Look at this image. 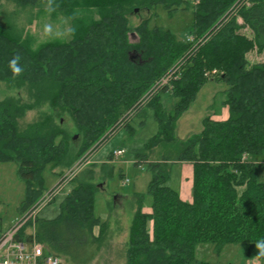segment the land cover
<instances>
[{
	"label": "trees",
	"instance_id": "trees-1",
	"mask_svg": "<svg viewBox=\"0 0 264 264\" xmlns=\"http://www.w3.org/2000/svg\"><path fill=\"white\" fill-rule=\"evenodd\" d=\"M0 1L48 7V0ZM52 7V15L70 20L68 41L33 48L0 27V81L16 92L0 102V163L18 166L25 190L19 214L43 192L47 167L62 176L117 131L133 138L132 119L141 115L142 126L151 111L157 132L132 151L133 165L144 166L150 179L145 192L132 195L125 264H207L195 257L199 244L214 245L217 255L240 244L246 260L264 263L255 248L264 239V182L257 176V160L264 159V60L248 57L264 52V0H53ZM157 7L169 17L189 11L192 41L151 27L154 14L130 27L135 10ZM16 55L19 76L9 68ZM167 75L169 83L160 86ZM208 81L226 85L228 117H206L200 132L179 140L176 122ZM165 97L173 102L169 110ZM35 110L37 118L23 125ZM65 117L74 132L64 127ZM158 145L167 150L151 158ZM178 162L192 165L191 203L167 185ZM92 167L73 180L55 218L35 223L45 252L72 264L93 259L106 228L95 202L115 169L103 164L97 174ZM146 197L150 212L144 211Z\"/></svg>",
	"mask_w": 264,
	"mask_h": 264
},
{
	"label": "rangeland",
	"instance_id": "rangeland-1",
	"mask_svg": "<svg viewBox=\"0 0 264 264\" xmlns=\"http://www.w3.org/2000/svg\"><path fill=\"white\" fill-rule=\"evenodd\" d=\"M192 0H190V4ZM151 17L150 26L160 27L164 30H170L178 39H186L189 36V28L192 23V14L189 11H178L172 17L161 8L157 7L149 13L145 10L135 12V15L129 17L130 27L136 26L142 19ZM45 25L51 26V32H45ZM0 27L9 29L18 34L23 39H27L33 48L41 44L51 42H65L70 39V20L61 14L52 15L43 7L22 8L12 2L0 1ZM251 62H260L264 60V52L258 55L255 52L248 55ZM210 75L214 76L213 71ZM208 77V76H207ZM226 85L222 82L208 81L197 93L194 101L190 104L177 120L175 136L179 140H185L202 129V120L209 117L213 120L219 117V113L224 108V90ZM16 92L8 89L7 85L0 81V102L15 95ZM164 107L171 109L173 102L168 97L163 99ZM145 123L139 126L140 116L132 119L131 125L136 129L133 138L124 130L114 133L108 140L101 144L99 148L92 153H85L80 156L68 169L64 170L62 176H56L49 167L43 172L44 190L37 200L26 210L37 208L38 217L49 220L55 218L60 212V202L69 193L73 180L83 171L92 167L94 172L99 174V168L103 164H109L114 167L113 180L108 184L104 183L99 191L95 202V214L104 219L107 216L106 228L101 235L102 240L95 246V255L88 264H125V253L129 236V227L134 214L133 192L139 190L144 192L150 179L149 172H143L135 167L133 149L143 148V145L157 132V124L152 118V112L146 114ZM38 116V111L27 113L21 123L28 124L33 122ZM64 127L70 132H74L73 123L70 118H64ZM102 148L100 154L112 156L117 150H124V154L118 159L106 156L101 159V155L96 157L98 149ZM150 157L161 156L167 149L158 145L153 148ZM149 153L151 151H148ZM89 157V160H85ZM86 161V164L84 163ZM257 176L259 181L264 182V159H258ZM18 166L15 163H0V225L3 229L11 226L16 219L21 217L26 211L19 214L18 208L24 197V184L17 175ZM179 168L172 166L168 186L177 189L179 184ZM68 176L67 183H64ZM70 176V177H69ZM128 182H125V180ZM58 187V194L53 202H45V195ZM48 203V204H47ZM144 208H150V199L146 197ZM106 215V216H104ZM36 225V224H35ZM35 225H29L24 230L25 233H31L35 230ZM98 228V227H97ZM97 230V229H96ZM99 231V228H98ZM98 236V235H97ZM95 236V237H97ZM242 246L226 245L222 252L217 255L212 244H199L195 248V257L198 261L207 264H264L257 259L246 260L242 256ZM59 264H72L66 259L61 258Z\"/></svg>",
	"mask_w": 264,
	"mask_h": 264
},
{
	"label": "built area",
	"instance_id": "built-area-1",
	"mask_svg": "<svg viewBox=\"0 0 264 264\" xmlns=\"http://www.w3.org/2000/svg\"><path fill=\"white\" fill-rule=\"evenodd\" d=\"M186 40L191 42L190 36ZM170 76L167 75L161 80L160 86L167 85ZM124 154V150H117L112 153L114 160ZM246 158V156H244ZM89 160V157L85 159ZM86 161L84 163L86 164ZM70 177V176H69ZM68 176L63 182L67 183ZM125 182H128L126 179ZM58 194V187L45 195V202H53ZM47 203V204H48ZM38 217L37 208L29 209L21 217L16 219L8 228L3 229L0 225V264H59L60 260L52 254L45 252L43 245L35 239V230L31 233H22L29 225H34Z\"/></svg>",
	"mask_w": 264,
	"mask_h": 264
},
{
	"label": "crops",
	"instance_id": "crops-1",
	"mask_svg": "<svg viewBox=\"0 0 264 264\" xmlns=\"http://www.w3.org/2000/svg\"><path fill=\"white\" fill-rule=\"evenodd\" d=\"M227 117H228V109L226 106H224L222 111L219 113V117L215 120L221 121V120H225ZM101 151H102V148L98 149V151L95 154L96 157L99 156ZM100 155H101V159L106 157V156L107 157L109 156V155L105 156L104 154L103 155L100 154ZM173 165H175L179 168V171H178L179 184H178L177 189H174V190H176L179 193V197L183 202L191 203L192 202L191 188H192V179H193L192 165L190 163H187V162H178V163H175ZM138 168H140L143 172H147L145 170L144 166H141ZM134 193H143V192H140L139 190H137V191L133 192V194ZM144 211L150 212V208H147V209L144 208ZM104 216H106V215H104ZM99 218L101 219V221H105L107 219V216L105 217L106 219H104V220H103L104 217H102L101 215ZM97 235H98V228L95 227L94 236H97Z\"/></svg>",
	"mask_w": 264,
	"mask_h": 264
},
{
	"label": "clouds",
	"instance_id": "clouds-1",
	"mask_svg": "<svg viewBox=\"0 0 264 264\" xmlns=\"http://www.w3.org/2000/svg\"><path fill=\"white\" fill-rule=\"evenodd\" d=\"M52 2L53 0H48V11H53L52 7ZM51 26L45 25V32H51ZM20 59L21 57L19 55L14 56L10 61H9V68L13 72L14 76H19L21 72L23 71V68L20 66ZM255 248L257 250V258L259 257H264V239L258 241L255 244Z\"/></svg>",
	"mask_w": 264,
	"mask_h": 264
},
{
	"label": "water",
	"instance_id": "water-1",
	"mask_svg": "<svg viewBox=\"0 0 264 264\" xmlns=\"http://www.w3.org/2000/svg\"><path fill=\"white\" fill-rule=\"evenodd\" d=\"M135 12H137V10H135Z\"/></svg>",
	"mask_w": 264,
	"mask_h": 264
}]
</instances>
